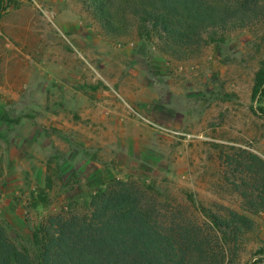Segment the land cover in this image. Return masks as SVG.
Wrapping results in <instances>:
<instances>
[{
    "label": "rangeland",
    "instance_id": "1",
    "mask_svg": "<svg viewBox=\"0 0 264 264\" xmlns=\"http://www.w3.org/2000/svg\"><path fill=\"white\" fill-rule=\"evenodd\" d=\"M216 1L242 12L188 47L136 19L112 33L81 0H0V221L19 248L117 179L172 220L217 217L225 264H264V0Z\"/></svg>",
    "mask_w": 264,
    "mask_h": 264
},
{
    "label": "trees",
    "instance_id": "2",
    "mask_svg": "<svg viewBox=\"0 0 264 264\" xmlns=\"http://www.w3.org/2000/svg\"><path fill=\"white\" fill-rule=\"evenodd\" d=\"M81 1L112 33L127 31L136 19L161 28L174 45L188 47L200 45L205 32L219 23L225 27L232 22L228 16L242 12L212 0ZM258 96L264 97V61L256 71L252 99ZM259 110L264 115V108ZM109 182L92 196L86 212L55 213L42 222L31 236L36 253L19 248L0 221V264L226 263L227 249L218 235L223 222L217 217L212 226L172 220L137 183ZM240 220L244 224L246 218Z\"/></svg>",
    "mask_w": 264,
    "mask_h": 264
}]
</instances>
